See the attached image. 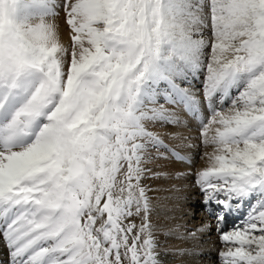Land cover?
Instances as JSON below:
<instances>
[{
	"label": "snow or ice",
	"instance_id": "snow-or-ice-1",
	"mask_svg": "<svg viewBox=\"0 0 264 264\" xmlns=\"http://www.w3.org/2000/svg\"><path fill=\"white\" fill-rule=\"evenodd\" d=\"M201 73L200 90L184 86ZM161 97L200 117L202 143L215 146L195 183L202 205L219 209L222 264H264V0H0V235L11 264H163L165 226L144 184L149 147L167 148L145 123L171 119L148 107Z\"/></svg>",
	"mask_w": 264,
	"mask_h": 264
},
{
	"label": "bare ground",
	"instance_id": "bare-ground-1",
	"mask_svg": "<svg viewBox=\"0 0 264 264\" xmlns=\"http://www.w3.org/2000/svg\"><path fill=\"white\" fill-rule=\"evenodd\" d=\"M57 21L56 18V24ZM61 25H57L58 36L60 43L65 45L69 37ZM196 82L197 79L192 77L189 78L188 83L193 84V86L196 85ZM161 98L158 99L157 104L160 103V100L165 101ZM155 105H151L149 108ZM162 105L169 110V115L171 116L170 121L172 123L169 120L145 122L149 130L158 133L167 145V148L160 147L162 150L159 148V151H156L157 149L154 147H149V156L146 157L145 165L150 169L148 177L156 173V178L154 180L157 185H154L153 196L150 195L152 197L151 201L154 210V215L151 218L154 223L156 222L157 224L164 225L166 231L171 229V232L168 231V238L171 245L157 250L160 253V259L163 264H213L215 262L222 264L219 257V248L223 245H221L222 243L219 238L220 234L217 231L216 218H212L205 210V213L201 212V214L195 215L199 219L204 218V221L198 224L195 223V220H192L194 217H191L189 211L190 203L202 206L201 191L196 186L195 173L209 166L207 155L201 152V149L210 147V145L203 144L201 140V118L189 112L181 104L172 105L165 101ZM202 113L203 123H206L209 117L208 114L211 113L207 109H203ZM175 131H178V133L182 131L183 134H177ZM171 132H173L177 138L173 136ZM186 136L191 139L189 141L192 142V144L186 142V144L180 143V139ZM195 145L197 146L195 147ZM213 151L212 148L207 154ZM157 152L163 153V155ZM152 154L153 156H150ZM213 208L218 210L215 206H213ZM248 210L249 204L246 203L238 211L236 210L237 213L239 211L242 212L240 213V215L243 214L242 217L238 216L239 214L236 215L241 217V219H236L235 217L236 220L233 221L227 217L223 225L224 229L227 227L232 228L234 224H239ZM204 224L211 226L210 230L207 231L211 232L212 230V233H216V236H212V239L211 236L208 237L210 241L200 245V242H202L201 240L204 239L203 236H206V234H203L206 231L197 233L196 238H184L187 237V233L194 231L200 227L199 225ZM205 238L207 239V237ZM177 249H187L192 254H180L177 252ZM173 257H175L174 260ZM0 264H11L10 250L2 235H0Z\"/></svg>",
	"mask_w": 264,
	"mask_h": 264
},
{
	"label": "rangeland",
	"instance_id": "rangeland-1",
	"mask_svg": "<svg viewBox=\"0 0 264 264\" xmlns=\"http://www.w3.org/2000/svg\"><path fill=\"white\" fill-rule=\"evenodd\" d=\"M57 25L59 24V26L61 25V24H63V25H61V26H63V28L65 29V31H66V33H67V36L69 37V39H68V41H67V43L64 45V46H69L70 44H71V41H70V32H69V29H68V27H67V25L64 23V20H63V13H61L60 14V16L59 17H57ZM53 22H55L56 23V18H55V20L53 21ZM60 22H61V24H60ZM65 26V27H64ZM203 78H204V76H203V74L201 73V74H198L197 75V77L195 78V79H197V82H196V85H194L193 86V84H190V83H187V84H185L184 86H186V87H190V88H192L193 89V91H198V90H200L201 89V85H202V83H203ZM195 81V80H194ZM193 86V87H192ZM233 95H235V92L233 93ZM162 100H163V98H161ZM165 101H161L160 100V103L159 104H156L154 107H158L159 105H162V103H164ZM230 103H231V101L230 100H228L222 107H220V106H218V108L220 109V110H225L229 105H230ZM152 104H149L148 105V107H150ZM208 119H210L211 118V114H208ZM177 118V117H176ZM170 121V120H169ZM208 121V120H207ZM207 121H206V123H207ZM171 122V121H170ZM172 123V122H171ZM182 125H183V123H182ZM164 129H166V128H164ZM201 131H202V128H200V134H201ZM177 134H180V135H182L183 133H182V131H180V133H178V131H175ZM171 134L173 135V136H175V134H173V132H171ZM183 136H185V135H183ZM176 137V136H175ZM202 137V136H201ZM177 138V137H176ZM189 140H191L189 137H182L181 139H180V143H184V144H186V143H191L192 144V142H190ZM201 140H202V138H201ZM186 142V143H185ZM197 145H195V147H196ZM211 148V149H210ZM212 148H213V150H214V148H215V146L214 145H210V147H207V148H203V149H201L202 151V153H204V154H207L209 151H211L212 150ZM157 149V148H156ZM161 150H162V148H160ZM164 150V149H163ZM156 151H159L158 149L156 150ZM158 154H159V152H157ZM148 156H149V154H148ZM148 156H146V157H148ZM150 156H153V154L152 155H150ZM193 158V157H192ZM198 162V161H197ZM156 176V173H154L153 174V176H151V177H148L147 179H145L144 180V184H146L147 185V187L150 189V191H149V196L151 195V196H153V192H154V187L157 185V183L155 182V177ZM149 178H151V179H149ZM155 185V186H154ZM150 196V198H152ZM200 196H201V198H202V200H203V193L201 192V194H200ZM201 200V201H202ZM190 209H189V211H190V214H191V217H194L192 220H195L196 222L195 223H201V221H204V218H202V219H199L198 217H196L197 216V214H201V212L202 213H205L204 211L206 210L207 211V208H205L203 205L202 206H197L196 204H194V203H190ZM192 206V207H191ZM197 206V207H196ZM154 210L152 211V213H151V217L154 215ZM207 213V212H206ZM209 214V213H208ZM216 214H219V210H214L213 211V213L212 214H210V216L212 217V218H216ZM196 215V216H195ZM135 222L136 223H140V218L139 217H136L135 218ZM237 222V221H236ZM156 223V222H155ZM235 225V224H234ZM199 226H201V225H199ZM231 229V227H227V228H225V230H230ZM166 228H164V230L163 231H161V232H159V233H157V242H158V248H157V250L158 249H161L162 247H169L170 245H171V242L169 241V238H168V231H166ZM212 230H211V232L210 231H206V232H204L203 234H206V236H203L204 237V239L203 240H201L202 242H200L201 244L200 245H202V243H205V242H208V241H210V238H208V237H210L211 236V239H212V236H216V233L214 232V233H212ZM205 237H207V239L205 238ZM164 244V245H163ZM167 244V245H166ZM222 245V244H221ZM223 247V248H222ZM222 247H220L219 249H220V251L221 250H226V246H222ZM175 259V257H173V260ZM213 264H219V262H215V263H213Z\"/></svg>",
	"mask_w": 264,
	"mask_h": 264
}]
</instances>
